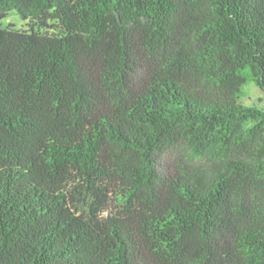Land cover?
I'll use <instances>...</instances> for the list:
<instances>
[{
    "label": "trees",
    "instance_id": "1",
    "mask_svg": "<svg viewBox=\"0 0 264 264\" xmlns=\"http://www.w3.org/2000/svg\"><path fill=\"white\" fill-rule=\"evenodd\" d=\"M0 264H264V0H0Z\"/></svg>",
    "mask_w": 264,
    "mask_h": 264
},
{
    "label": "rangeland",
    "instance_id": "2",
    "mask_svg": "<svg viewBox=\"0 0 264 264\" xmlns=\"http://www.w3.org/2000/svg\"><path fill=\"white\" fill-rule=\"evenodd\" d=\"M26 24L27 23L23 21L15 11H10L7 16L0 21V28L12 27L18 30L25 28ZM240 102L244 105L264 107V93L253 83H249L243 88V96Z\"/></svg>",
    "mask_w": 264,
    "mask_h": 264
}]
</instances>
